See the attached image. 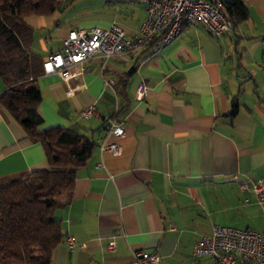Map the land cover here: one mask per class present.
I'll list each match as a JSON object with an SVG mask.
<instances>
[{"label":"crops","instance_id":"crops-1","mask_svg":"<svg viewBox=\"0 0 264 264\" xmlns=\"http://www.w3.org/2000/svg\"><path fill=\"white\" fill-rule=\"evenodd\" d=\"M88 1L61 0L50 15L25 17L32 52L44 60L79 28L117 25L133 35L145 18L136 0ZM241 1L248 17L219 38L187 24L161 48L89 58L67 85L56 73L37 77L38 129L69 128L95 144L70 198H59L63 239L51 264H128L135 250L155 253L158 264H198L193 245L215 224L264 234V201L239 189L240 181L264 182V0ZM90 106L93 114L82 117ZM111 120L122 135L107 132ZM104 142L121 154L101 151ZM46 167L43 147L0 104V182Z\"/></svg>","mask_w":264,"mask_h":264},{"label":"trees","instance_id":"trees-1","mask_svg":"<svg viewBox=\"0 0 264 264\" xmlns=\"http://www.w3.org/2000/svg\"><path fill=\"white\" fill-rule=\"evenodd\" d=\"M61 0H0V104L21 126L26 138L39 143L47 167L0 182V264H51L52 252L63 239L57 210L70 198L76 170L90 156L94 142L72 129L39 130L37 108L41 92L36 79L43 74L42 57L31 50L30 15H50ZM234 25L248 17L241 0H222ZM236 113L235 105L229 115ZM66 197L61 202L60 197Z\"/></svg>","mask_w":264,"mask_h":264},{"label":"built area","instance_id":"built-area-1","mask_svg":"<svg viewBox=\"0 0 264 264\" xmlns=\"http://www.w3.org/2000/svg\"><path fill=\"white\" fill-rule=\"evenodd\" d=\"M145 11V18L133 35L117 25L108 28H79L68 32L62 39L60 51L51 53L43 62L44 73H56L62 84L67 83L83 72V63L93 56L103 60L121 54H134L148 48H161L171 43L181 32L183 26L196 23L215 38L230 33L233 24L223 11L222 0H136ZM261 65L264 66V37L261 39ZM249 76L244 72L240 77ZM145 90L141 81L136 87L140 98ZM69 93V92H68ZM82 117L93 114L92 107L80 112ZM109 134L120 136L124 129L120 123L111 120L107 129ZM100 150L113 156L121 154L116 142L102 143ZM239 189L252 191L258 201H264V182L249 184L239 182ZM68 248L76 246L74 239H67ZM114 242L108 244V249ZM192 257L198 264H264V234L251 229L215 224L210 232L195 241ZM159 257L152 252L135 250L128 264H158Z\"/></svg>","mask_w":264,"mask_h":264},{"label":"rangeland","instance_id":"rangeland-1","mask_svg":"<svg viewBox=\"0 0 264 264\" xmlns=\"http://www.w3.org/2000/svg\"><path fill=\"white\" fill-rule=\"evenodd\" d=\"M88 2H89L88 4H91L94 7H97V6L101 7L102 5L104 6L106 4H109L110 1L109 0H90ZM62 197H64V196H62Z\"/></svg>","mask_w":264,"mask_h":264}]
</instances>
